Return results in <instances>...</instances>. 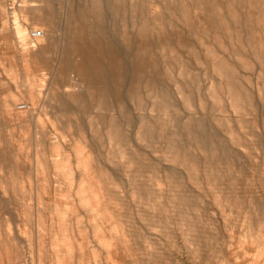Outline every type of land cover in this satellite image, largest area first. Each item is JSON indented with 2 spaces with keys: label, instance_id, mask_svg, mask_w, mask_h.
<instances>
[{
  "label": "rangeland",
  "instance_id": "rangeland-1",
  "mask_svg": "<svg viewBox=\"0 0 264 264\" xmlns=\"http://www.w3.org/2000/svg\"><path fill=\"white\" fill-rule=\"evenodd\" d=\"M101 1L0 0V264H264V0Z\"/></svg>",
  "mask_w": 264,
  "mask_h": 264
},
{
  "label": "bare ground",
  "instance_id": "bare-ground-1",
  "mask_svg": "<svg viewBox=\"0 0 264 264\" xmlns=\"http://www.w3.org/2000/svg\"><path fill=\"white\" fill-rule=\"evenodd\" d=\"M109 0H103V1H101V3L105 6V4H106V2H108ZM124 1L125 0H112V2H113V8H115V9H119V8H121L120 7V5L121 4H123L124 3ZM223 1V0H222ZM249 1V0H248ZM132 2V1H131ZM140 2L142 3V0H136L135 2H134V11H133V14H132V18H140V11H142V7H141V4H140ZM169 2H170V0H169ZM175 2V1H174ZM184 1H177V3L175 2L174 3V5H173V7L170 5V4H172V2L170 3V4H168V3H164V10L166 11V13H170V9H172V8H175L174 10H177L179 13H180V15L181 16H184V3H183ZM197 2H198V0H197ZM244 2V1H243ZM250 2V1H249ZM261 2V1H260ZM94 3H96V5L98 4H100V0H94ZM127 3V2H126ZM204 3V2H203ZM241 3V2H240ZM245 3V2H244ZM144 4V3H143ZM166 4V5H165ZM215 4V3H214ZM221 4V3H220ZM255 4H256V2H255ZM95 5V4H94ZM162 5V4H161ZM211 5V4H210ZM243 5H245V4H243ZM248 5V4H247ZM250 5V4H249ZM253 5V4H252ZM258 5V4H257ZM163 6V5H162ZM206 6H208V5H206ZM232 6V5H231ZM172 7V8H171ZM217 7V6H216ZM219 7V6H218ZM242 7V6H241ZM259 7V6H258ZM131 8V7H130ZM220 8V7H219ZM232 8H233V6H232ZM231 8V9H232ZM253 8V7H252ZM260 8V7H259ZM258 8V9H259ZM208 9V8H207ZM212 9H213V7H212ZM227 9V8H226ZM242 9H244V8H242ZM248 10H249V8H247ZM251 9V8H250ZM84 10V9H83ZM82 9H81V11H83ZM97 10H99V9H97ZM133 10V9H132ZM257 10V9H256ZM216 11H217V9H216ZM219 11V10H218ZM222 11V10H221ZM262 11V10H261ZM101 12V11H100ZM164 12V11H163ZM228 12V11H227ZM235 12V11H234ZM233 12V13H234ZM237 12V11H236ZM235 12V13H236ZM249 12V11H248ZM80 13V12H79ZM131 13V12H130ZM162 13V12H161ZM178 13V14H179ZM213 13H214V11H213ZM216 13V12H215ZM247 13V12H246ZM254 14H255V10H254V12H253ZM262 13V12H261ZM263 13H264V11H263ZM91 14V13H90ZM124 14V13H123ZM228 14V13H227ZM248 14V13H247ZM250 14H252V13H250ZM80 15H81V13H80ZM116 15V14H115ZM173 15H175V14H173ZM236 15V14H235ZM90 16V15H89ZM94 16V15H93ZM172 16V15H171ZM232 16V15H231ZM258 16V18H259V15H257ZM256 16V17H257ZM99 15H97L96 16V18L99 20ZM115 17V16H114ZM161 17V16H160ZM235 17V16H234ZM252 17V16H251ZM262 17H263V15H262ZM81 20H86V18H87V16L85 15V16H82L81 15ZM101 18V17H100ZM129 18V17H128ZM205 18H206V16H205ZM88 19V18H87ZM183 19V18H182ZM187 19V18H186ZM235 19V18H234ZM96 20V19H95ZM253 20V19H252ZM261 20V19H260ZM135 21V20H134ZM83 22V21H82ZM87 22V21H86ZM95 22V21H94ZM97 22V21H96ZM133 22V21H132ZM148 21H146V23H147ZM93 23V22H92ZM104 23V22H103ZM142 23H144V21H142L141 22V24ZM225 23V22H224ZM85 24V23H84ZM101 24V23H100ZM140 24V25H141ZM216 24V23H215ZM226 24V23H225ZM236 24V23H235ZM82 25V24H81ZM81 25L79 24L78 26H77V28H79V30H80V28H84V27H81ZM88 25V24H87ZM140 25H139V27H140ZM147 25V24H146ZM150 25V24H149ZM168 25V24H167ZM207 25V24H206ZM210 25V24H209ZM238 25V24H237ZM89 26V25H88ZM98 26V25H97ZM143 26V25H142ZM104 27V26H103ZM125 27V26H124ZM144 27H145V25H144ZM148 27V26H147ZM146 27V28H147ZM92 28H94V26H92ZM97 28V27H96ZM142 28V27H141ZM163 28V27H162ZM208 28V27H207ZM229 28V27H228ZM236 28V27H235ZM237 28H238V26H237ZM103 29H105V28H103ZM139 29V28H138ZM85 30V29H84ZM93 30V29H92ZM146 30V29H145ZM191 30V29H190ZM206 30V29H205ZM214 30H216V29H214ZM237 30V29H236ZM86 31V30H85ZM84 31V32H85ZM123 31V30H122ZM178 31V30H177ZM88 32H90V31H88ZM124 32V31H123ZM236 32V31H235ZM91 33V32H90ZM94 33V32H93ZM101 33V32H100ZM140 35H142V36H144L145 34H144V30H143V28L141 29V31L139 30V32H138ZM180 33V32H179ZM202 33V32H201ZM200 33V34H201ZM249 33V32H248ZM250 33H252V32H250ZM77 30H76V32L74 31V33H73V36L71 37L72 38V40L73 41H75L76 42V37H77ZM92 34V33H91ZM144 34V35H143ZM162 34V33H161ZM160 34V35H161ZM196 34V33H195ZM199 33H198V35H200ZM203 34V33H202ZM201 34V35H202ZM207 34V33H206ZM217 34V33H216ZM72 35V34H71ZM98 35V34H97ZM197 35V36H198ZM84 36V35H83ZM146 36V35H145ZM144 36V37H145ZM162 36V35H161ZM168 36V35H167ZM178 36V35H177ZM252 36V35H251ZM98 37V36H97ZM102 37H103V42H104V45L101 47V49H102V51H103V55L105 56L106 55V53H108L109 54V56L110 57H112V56H115V55H113V47H112V43H111V41H110V38H109V35H108V32L107 31H105L104 33H103V35H102ZM163 37H164V35H163ZM203 37V36H202ZM40 38V37H39ZM38 38V39H39ZM82 38V37H81ZM96 38V37H95ZM86 39V38H85ZM124 39L126 40V41H128V42H130V40H131V36L129 35V34H125V36H124ZM180 39V38H179ZM178 39V40H179ZM71 40V41H72ZM92 40V39H91ZM144 40V39H143ZM177 40V41H178ZM99 41V40H98ZM157 41V40H156ZM159 41V40H158ZM163 41V40H162ZM208 41H210V39L208 40ZM77 42H78V40H77ZM84 42H87V40L86 41H84ZM164 42V41H163ZM181 42V41H180ZM79 43V42H78ZM94 42H92V44H93ZM168 43V42H167ZM185 43V42H184ZM189 43V42H188ZM92 44H91V46H92ZM99 44V43H98ZM144 44H145V42H144ZM149 44V43H148ZM159 44V43H158ZM179 44V43H178ZM190 44V43H189ZM256 44V43H255ZM82 45V44H81ZM87 45V44H86ZM101 45H102V43H101ZM151 45V44H150ZM150 45H148V46H150ZM166 45V44H165ZM188 45V44H187ZM191 45V44H190ZM252 45H253V43H252ZM74 46H75V44H74ZM184 46V45H183ZM94 48H95V46H93ZM142 47V46H141ZM164 47V46H163ZM171 47H173V46H171ZM185 47V46H184ZM192 47V46H191ZM254 47V46H253ZM255 47H257V46H255ZM255 47H254V49H255ZM80 48H82V47H80ZM143 48V47H142ZM166 48V47H165ZM188 48V47H187ZM187 48H186V50H187ZM189 48H190V46H189ZM188 48V49H189ZM211 48V47H210ZM259 48V47H258ZM89 49V48H88ZM114 49H115V46H114ZM117 49V48H116ZM147 49V48H146ZM209 49V48H208ZM73 50H74V47H73ZM89 50H91V49H89ZM98 50H100V49H98ZM97 50V51H98ZM118 50V49H117ZM149 50V49H148ZM167 50V49H166ZM207 50V49H206ZM250 50V49H249ZM259 50V49H258ZM80 51V50H79ZM96 51V50H95ZM147 51V50H146ZM214 51V50H213ZM216 51V50H215ZM82 52V51H81ZM88 52V51H87ZM92 52H93V50H92ZM144 52V51H143ZM172 52V51H171ZM207 52V51H206ZM205 52V53H206ZM84 53V52H83ZM89 53V52H88ZM166 53V52H165ZM169 53V52H168ZM190 53H191V51H190ZM74 54V53H73ZM90 54V53H89ZM116 54V53H115ZM142 54V53H141ZM193 54V53H192ZM209 54V53H208ZM236 54V53H235ZM76 55V54H75ZM100 55V54H99ZM257 55V54H256ZM258 55H259V53H258ZM79 56V55H78ZM81 56V55H80ZM84 56H85V54H84ZM143 56V55H142ZM162 56H164V54L162 55ZM165 56H167L166 54H165ZM171 56V55H170ZM214 56V55H213ZM212 56V57H213ZM91 57V56H90ZM116 57V56H115ZM118 57V56H117ZM168 57V56H167ZM209 57V56H208ZM264 57V56H263ZM82 58V57H81ZM92 58H93V56H92ZM163 58V57H162ZM170 58V57H169ZM172 58V57H171ZM260 58V57H259ZM262 58V57H261ZM260 58V59H261ZM115 59V58H114ZM118 59V58H117ZM154 59V58H153ZM156 59V58H155ZM164 59V58H163ZM210 59V58H209ZM258 59V58H257ZM81 60V59H80ZM84 60H85V58H84ZM113 60V59H112ZM140 60V59H139ZM148 60V59H147ZM166 60V59H165ZM170 60V59H169ZM211 60V59H210ZM213 60V59H212ZM79 60H77V62H78ZM87 61V60H86ZM143 61V60H142ZM172 61V60H171ZM220 61V60H219ZM224 61V60H223ZM80 62V61H79ZM78 62V63H79ZM82 62V61H81ZM115 62H116V60H115ZM117 62H119V60L117 61ZM139 62V61H138ZM149 62V61H148ZM183 62V61H182ZM261 62H263V61H261ZM83 63H84V61H83ZM112 63V62H111ZM120 63V62H119ZM173 63V62H172ZM221 63V62H220ZM220 63H219V65H220ZM80 64H82V63H80ZM116 64V63H115ZM140 64V63H139ZM169 64V63H168ZM213 64V63H212ZM119 65H121V64H119ZM147 65V64H146ZM154 65V64H153ZM166 65V64H165ZM182 65V64H181ZM80 66V65H79ZM83 66V65H82ZM117 66V65H116ZM222 66V65H221ZM225 66V65H224ZM86 67V66H85ZM140 67V66H139ZM179 67H181V66H179ZM183 67V66H182ZM223 67V66H222ZM222 67H221V69H222ZM226 67V66H225ZM76 68V67H75ZM79 68V67H78ZM77 68V69H78ZM87 69H88V67H86ZM98 68V67H97ZM115 68V67H114ZM218 68H219V66H218ZM116 69V68H115ZM141 70H142V68H140ZM217 69V68H216ZM79 70V69H78ZM118 70H119V68H118ZM77 71V70H76ZM124 71V70H123ZM136 71V70H135ZM83 73V72H82ZM91 74V73H90ZM92 74H93V72H92ZM115 74V73H114ZM121 74H123V73H121ZM141 74V73H140ZM135 75H137V74H135ZM142 75V74H141ZM149 75V74H148ZM86 76V75H85ZM91 76V75H90ZM122 76V75H121ZM121 76H120V78H121ZM82 76H80V78H81ZM113 77V76H112ZM133 77V76H132ZM124 78V77H123ZM134 79V78H133ZM146 79V78H145ZM91 80H92V78H91ZM113 80V79H112ZM118 80V79H117ZM137 80V79H136ZM101 81V80H100ZM142 81V80H141ZM230 81V80H229ZM121 82H123V81H121ZM120 82V83H121ZM144 82V81H143ZM154 83H155V81H153ZM85 83V82H84ZM116 83H118V82H116ZM135 83V82H134ZM115 84V83H114ZM87 85V84H86ZM103 85V84H102ZM102 85H101V87H102ZM133 85V84H132ZM229 85V84H228ZM227 85V86H228ZM236 86V85H235ZM106 87V86H105ZM237 87V86H236ZM105 89H107V88H105ZM105 89H104V91H105ZM147 89H149V88H147ZM240 89V88H239ZM99 91V90H98ZM149 91H150V89H149ZM230 91V90H229ZM102 92V91H101ZM130 92V91H129ZM140 92V91H139ZM108 93V92H107ZM99 94H100V92H99ZM98 94V95H99ZM227 94V93H226ZM229 94V93H228ZM108 95V94H107ZM138 95V94H137ZM139 96V95H138ZM228 97H229V95H227ZM102 97V96H101ZM130 97V96H129ZM136 97V96H135ZM154 97H156V95L154 96ZM241 97V96H240ZM157 98V97H156ZM118 99V98H117ZM99 100H100V98H99ZM117 101V100H116ZM110 102V101H109ZM117 103V102H116ZM104 105H106V103L104 104ZM107 107V106H106ZM118 107V106H117ZM101 118V117H100ZM99 118V119H100ZM111 125V124H110ZM111 128V127H110ZM109 132V131H108ZM112 132V131H111ZM120 132V131H119ZM113 133H114V131H113ZM117 134V133H116ZM120 134V133H119ZM110 135V134H109ZM201 146V145H200ZM203 148V147H202ZM216 154V153H215Z\"/></svg>",
  "mask_w": 264,
  "mask_h": 264
},
{
  "label": "built area",
  "instance_id": "built-area-1",
  "mask_svg": "<svg viewBox=\"0 0 264 264\" xmlns=\"http://www.w3.org/2000/svg\"><path fill=\"white\" fill-rule=\"evenodd\" d=\"M41 31L40 30H31L30 32H29V35H28V37H29V39H31V40H37L39 37H41ZM19 108H24V105H19L18 106Z\"/></svg>",
  "mask_w": 264,
  "mask_h": 264
},
{
  "label": "crops",
  "instance_id": "crops-1",
  "mask_svg": "<svg viewBox=\"0 0 264 264\" xmlns=\"http://www.w3.org/2000/svg\"><path fill=\"white\" fill-rule=\"evenodd\" d=\"M46 9H47V12L51 11V6H50V3L48 1L46 2ZM22 32H23V30L20 27H16V35L19 36Z\"/></svg>",
  "mask_w": 264,
  "mask_h": 264
}]
</instances>
